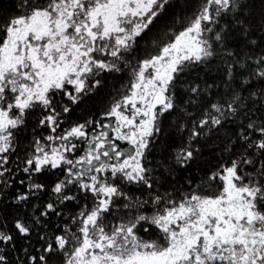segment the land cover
Returning a JSON list of instances; mask_svg holds the SVG:
<instances>
[{"label": "snow or ice", "instance_id": "snow-or-ice-1", "mask_svg": "<svg viewBox=\"0 0 264 264\" xmlns=\"http://www.w3.org/2000/svg\"><path fill=\"white\" fill-rule=\"evenodd\" d=\"M0 264H264V0H0Z\"/></svg>", "mask_w": 264, "mask_h": 264}]
</instances>
